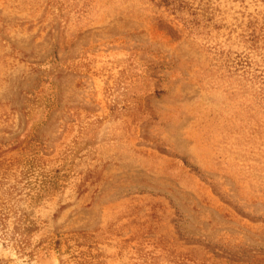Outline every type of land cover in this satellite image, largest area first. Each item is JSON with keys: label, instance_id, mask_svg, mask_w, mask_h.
Returning <instances> with one entry per match:
<instances>
[{"label": "rangeland", "instance_id": "rangeland-1", "mask_svg": "<svg viewBox=\"0 0 264 264\" xmlns=\"http://www.w3.org/2000/svg\"><path fill=\"white\" fill-rule=\"evenodd\" d=\"M0 264H264V0H0Z\"/></svg>", "mask_w": 264, "mask_h": 264}]
</instances>
